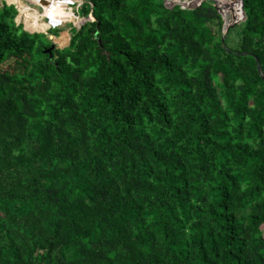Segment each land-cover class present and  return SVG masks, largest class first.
Returning <instances> with one entry per match:
<instances>
[{
    "label": "trees",
    "instance_id": "obj_1",
    "mask_svg": "<svg viewBox=\"0 0 264 264\" xmlns=\"http://www.w3.org/2000/svg\"><path fill=\"white\" fill-rule=\"evenodd\" d=\"M230 1L223 43L228 4L86 0L50 53L2 4L0 264H264V0Z\"/></svg>",
    "mask_w": 264,
    "mask_h": 264
},
{
    "label": "built area",
    "instance_id": "obj_2",
    "mask_svg": "<svg viewBox=\"0 0 264 264\" xmlns=\"http://www.w3.org/2000/svg\"><path fill=\"white\" fill-rule=\"evenodd\" d=\"M24 4L12 3L18 11L17 24L23 23L33 31L49 33V31L62 29L67 23L75 24L78 29L87 19L82 17L81 9L86 0H22ZM40 8V9H39ZM43 25L40 29L36 25Z\"/></svg>",
    "mask_w": 264,
    "mask_h": 264
},
{
    "label": "water",
    "instance_id": "obj_3",
    "mask_svg": "<svg viewBox=\"0 0 264 264\" xmlns=\"http://www.w3.org/2000/svg\"><path fill=\"white\" fill-rule=\"evenodd\" d=\"M205 1V0H164L165 4L167 7H173V6H176V5H179L181 6L182 8H187V9H195L197 8L199 5L202 4V2ZM207 1H212L216 4V6L220 9L223 5H224V0H207ZM226 1V0H225ZM230 2V7H231V14L230 16L226 15V21H227V24H226V31L225 33L223 34L222 36V42L225 43V38L227 36V32L228 30L234 26L235 23H240L241 20H238L236 19L235 17V14H234V3L230 0H228ZM93 16H88L87 19L85 21H83V23L81 24V26L83 24H85L87 21H91L93 20ZM80 26V27H81ZM79 27V28H80ZM50 39H52V37L50 36ZM70 39L71 37L69 38V42H70ZM55 48H58L57 44L53 41L52 45L47 48L45 50V52H48L50 53L52 50H54ZM260 65H258V69L260 70ZM264 77V76H263Z\"/></svg>",
    "mask_w": 264,
    "mask_h": 264
},
{
    "label": "rangeland",
    "instance_id": "obj_4",
    "mask_svg": "<svg viewBox=\"0 0 264 264\" xmlns=\"http://www.w3.org/2000/svg\"><path fill=\"white\" fill-rule=\"evenodd\" d=\"M1 6H2V0H0V7ZM81 15H82V13H81ZM17 22H19V19H17ZM21 24H23V23H21ZM24 29L33 31L28 26L27 27L25 26ZM77 29H78V27L75 24H73V23L70 22V23H67L64 27H62V29H56V30H52L51 31L54 34H56V36H59L61 34V32L64 30L63 33H66L68 35V40L64 44H62L61 42H59V39H60L59 37H55L53 34H48V35H49V38H50V36L52 37V41H54L59 48H64L65 46H67L69 44V38L77 31ZM236 40H237V36L235 35V33L232 32L230 34L231 46L234 47L236 45L235 44L236 43ZM262 228H263V231H264V225H263Z\"/></svg>",
    "mask_w": 264,
    "mask_h": 264
},
{
    "label": "crops",
    "instance_id": "obj_5",
    "mask_svg": "<svg viewBox=\"0 0 264 264\" xmlns=\"http://www.w3.org/2000/svg\"><path fill=\"white\" fill-rule=\"evenodd\" d=\"M4 2H5L7 5L12 4V3H16V4H24V2H23L22 0H2V4H3ZM89 16H91V14H90ZM82 17H85V16L82 14ZM87 17H88V16H87ZM16 22H17V21H16ZM63 31H64V30H63ZM63 31L61 32V34H60L59 36H55V37H59V38H61V36L63 35V34H62Z\"/></svg>",
    "mask_w": 264,
    "mask_h": 264
},
{
    "label": "bare ground",
    "instance_id": "obj_6",
    "mask_svg": "<svg viewBox=\"0 0 264 264\" xmlns=\"http://www.w3.org/2000/svg\"><path fill=\"white\" fill-rule=\"evenodd\" d=\"M224 4H228V5H230V2L228 1V0H224ZM231 8V7H230ZM234 11H235V9H234ZM232 13V12H231ZM234 14H235V12H234ZM235 17H236V15H235ZM236 19H237V17H236Z\"/></svg>",
    "mask_w": 264,
    "mask_h": 264
}]
</instances>
